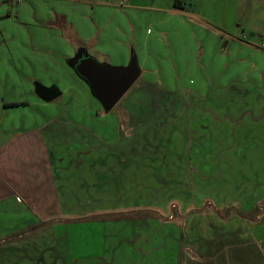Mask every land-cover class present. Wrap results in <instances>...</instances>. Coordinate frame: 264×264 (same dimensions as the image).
Segmentation results:
<instances>
[{"label":"crops","instance_id":"crops-1","mask_svg":"<svg viewBox=\"0 0 264 264\" xmlns=\"http://www.w3.org/2000/svg\"><path fill=\"white\" fill-rule=\"evenodd\" d=\"M157 1L144 6L134 0L121 6L194 15L187 4L176 9L175 0L167 6ZM251 1L211 0L214 7L227 3L238 7L237 16L230 19L232 27L223 31L233 41L216 48L221 55L233 43L240 49L250 44L234 29L243 24L234 21L240 17L241 5ZM253 1V12L264 21V0ZM65 9L59 6L50 12L72 27L77 20L82 26L90 21L85 8L77 10L78 18L74 9L71 14ZM104 10H99L100 16ZM257 27L254 30L251 24L250 34L263 39L259 32L264 31V23ZM78 29H74L78 43L74 57L91 40V35H81V26ZM215 44L220 47L222 41ZM263 44L258 47L264 48ZM138 64L141 74L136 82L141 84L132 90L135 82L122 97L120 111L114 107L106 112L90 87L75 89L71 83L61 85V96L49 103L37 96L40 101L6 106L8 102L0 98V264L43 262L39 252L50 244H41L37 237L54 227L67 233L55 240L61 241L69 264H264V186L232 189L220 167L222 160L234 159L239 124L227 102L235 101L237 94L229 90L235 91V83L220 84L222 109H218L195 88L162 89L157 81H147L142 77L144 60ZM260 88L253 86L256 103L246 101L242 121L264 120ZM83 91L95 102L84 100ZM81 95L88 109H81ZM20 108L25 119L4 122L6 111ZM226 135L229 139L222 140ZM223 180L227 183L218 189L216 184ZM164 190L168 202H159L154 197ZM170 201H177L184 213L196 208L182 227L155 216L158 209L168 211ZM120 212L138 219L102 220L103 214ZM27 236L31 253L24 241L15 242Z\"/></svg>","mask_w":264,"mask_h":264},{"label":"rangeland","instance_id":"rangeland-1","mask_svg":"<svg viewBox=\"0 0 264 264\" xmlns=\"http://www.w3.org/2000/svg\"><path fill=\"white\" fill-rule=\"evenodd\" d=\"M133 1L0 0V98H4L8 103L27 102L34 98L40 101L32 92L35 82L57 85L60 88L66 83H71L75 89L81 86L90 87L72 67V61L75 59L72 51L78 47L76 31L79 30L78 26H81L83 29L81 35L89 34L91 40L87 47L79 49L76 56L80 52V58L92 56L99 63L120 67L126 66L135 55L140 63L144 60L143 65L146 70L142 77L147 81H157L162 89H181L180 86L187 89L195 88L194 91H197L198 95L200 93L208 95L210 100L207 104L222 109L219 104L222 98L219 86L235 83V91L229 89L232 94H237L235 101L227 102V106L234 110L232 112L235 113V120L239 124L235 128V147H232L234 159L231 161L227 159L226 162L222 160L220 167L224 170V179L229 180L232 189L245 185L247 188L253 186L255 190V187L258 189L261 184L264 186V120L260 119L259 124L252 123V119L248 117L242 121L246 101L256 103L253 86L260 85V89L264 90V48L258 47L264 38L250 34L251 24L256 30L257 26L262 25L264 21L260 18L258 20L257 14L252 10L254 1L252 0L248 5L246 3L241 5L238 11L240 17L234 23L243 24V28L234 27V29L238 30L236 31L240 33L238 35L241 38L257 46L253 47L249 44L240 49L237 43H233L226 48L224 55H221V51L217 52L216 48L225 47L227 40L233 41L223 31L227 26L232 27L230 19L237 16V4L227 3L224 6L214 7L211 5V0H182L183 4L193 8L190 14L194 15L185 16L186 14L177 12L157 13L142 8L129 9L121 6L124 3L132 4ZM156 1L141 0V3L144 6H150ZM107 2L114 6L107 7L104 5ZM157 2L167 6L172 0ZM59 6L62 8L64 6L69 14L74 9L73 14L77 18V10L85 8L89 12L90 21L83 23L84 26H82V22L79 23L77 20L74 23L75 27H72L65 20L57 19L53 10L50 12L51 9ZM100 9H105L101 16ZM260 15L262 16V13ZM259 34L264 35V31ZM218 39L222 41L220 47L215 44ZM109 55H112V58ZM242 59L245 60L242 61ZM222 65H225L224 69ZM220 76L221 78H218ZM140 84L141 82H136L132 90ZM82 95L84 100L93 101L89 93L86 94L83 91ZM82 95L79 98L81 109H88L83 101L81 102ZM119 105L117 103L115 106L117 111H120ZM23 109L6 111V116L3 117L4 122L19 123L23 116L25 119ZM223 109L225 110V106ZM192 110L195 109L192 108ZM237 113L240 115L238 116ZM226 138L229 139V136L226 135L222 140ZM226 183L225 180L217 183V188L220 189ZM163 193L166 194V191L164 190L160 196L154 198L159 202H168L169 197ZM244 200L247 203L250 202L248 196ZM163 204L165 203L159 206ZM173 204L178 207L172 208ZM167 207L168 211L158 209L159 214L155 216L164 222L178 223L181 227L183 221L196 209L191 207L184 213V209H181L177 201H170ZM173 212L176 216L169 220L168 217ZM110 214L101 215L102 220L106 222L126 220L121 216L117 218ZM131 217L133 220L138 219V216ZM66 234L62 232V229L58 231L55 227L45 229L43 236L37 237L41 244L45 241H49L50 244L47 248L45 247L46 251L39 252L44 261L35 263L34 260L27 264H69L68 261L71 259L63 257L66 251L61 246V241L58 243L55 240ZM28 238L27 236L22 240L16 239L15 242L24 241V247L28 253H31L33 247L28 244ZM11 239L13 241L10 237ZM27 257L29 260L31 255Z\"/></svg>","mask_w":264,"mask_h":264},{"label":"water","instance_id":"water-1","mask_svg":"<svg viewBox=\"0 0 264 264\" xmlns=\"http://www.w3.org/2000/svg\"><path fill=\"white\" fill-rule=\"evenodd\" d=\"M80 52L72 61V67L89 84L93 95L101 102L106 112L111 111L132 87L141 74L134 55L126 66L114 67L99 63L92 56L80 58ZM79 59V60H77ZM36 95L44 102L59 98L62 91L57 85L46 86L34 83Z\"/></svg>","mask_w":264,"mask_h":264},{"label":"trees","instance_id":"trees-1","mask_svg":"<svg viewBox=\"0 0 264 264\" xmlns=\"http://www.w3.org/2000/svg\"><path fill=\"white\" fill-rule=\"evenodd\" d=\"M174 6L176 9H183V4H182V0H175L174 2ZM6 106H10V105H18V104H21V103H18V102H12V103H5ZM217 210V209H216ZM107 214V213H106ZM110 215H114L118 218V216H121L123 218H127V217H130L132 216L131 213L129 212H120V213H111ZM239 215L240 216H246L244 215L243 213L239 212ZM162 216V215H160Z\"/></svg>","mask_w":264,"mask_h":264},{"label":"built area","instance_id":"built-area-1","mask_svg":"<svg viewBox=\"0 0 264 264\" xmlns=\"http://www.w3.org/2000/svg\"><path fill=\"white\" fill-rule=\"evenodd\" d=\"M126 1H127V0H124V2H126ZM263 46H264V44H263ZM176 207H178L176 204H173V205H172V208H176ZM175 216H176V213L173 212L171 215H169L168 219H169V220H172ZM178 216H180V214H178ZM180 217H181V216H180Z\"/></svg>","mask_w":264,"mask_h":264}]
</instances>
